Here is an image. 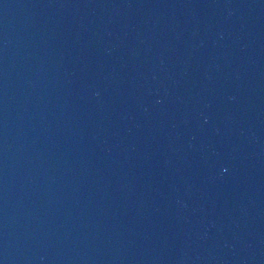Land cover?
Returning a JSON list of instances; mask_svg holds the SVG:
<instances>
[{
  "label": "water",
  "instance_id": "water-1",
  "mask_svg": "<svg viewBox=\"0 0 264 264\" xmlns=\"http://www.w3.org/2000/svg\"><path fill=\"white\" fill-rule=\"evenodd\" d=\"M0 264H264V0H0Z\"/></svg>",
  "mask_w": 264,
  "mask_h": 264
}]
</instances>
